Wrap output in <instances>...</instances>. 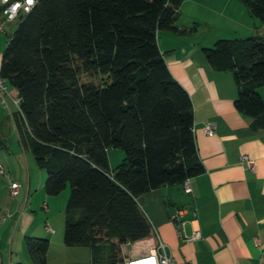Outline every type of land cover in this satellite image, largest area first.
<instances>
[{
  "label": "trees",
  "instance_id": "trees-1",
  "mask_svg": "<svg viewBox=\"0 0 264 264\" xmlns=\"http://www.w3.org/2000/svg\"><path fill=\"white\" fill-rule=\"evenodd\" d=\"M239 1L264 26V0ZM182 3L37 0L2 54L1 75L20 97L15 124L48 171L46 192L71 187L64 242L89 246L93 264L106 246L108 264H125L123 246L151 235L141 194L205 171L192 97L158 40L161 29H197L177 25ZM203 51L215 69L233 72L237 109L264 127V33L219 37ZM112 147L125 150L113 168ZM50 244L27 236L34 264H48Z\"/></svg>",
  "mask_w": 264,
  "mask_h": 264
},
{
  "label": "crops",
  "instance_id": "crops-1",
  "mask_svg": "<svg viewBox=\"0 0 264 264\" xmlns=\"http://www.w3.org/2000/svg\"><path fill=\"white\" fill-rule=\"evenodd\" d=\"M18 19L11 22L10 30ZM176 23L180 27L196 25L197 29L188 35L161 29L158 40L172 74L192 97L195 139L205 171L138 197L153 230L149 237L123 246L125 260L163 243L178 261L264 264V127H255L253 118L237 109L238 87L233 72L215 69L203 51L219 37L264 33L263 23L239 0H183ZM261 88L263 91L264 86ZM12 93H18L17 89ZM209 122L215 124L213 135L205 130ZM243 154L256 161V170L247 166ZM22 196L21 190L12 198V209L8 195L0 194L4 199H0V224L11 218L2 220L10 207L14 231L19 226L20 235L26 239L28 233L52 231L47 228L49 224L46 230L38 224L37 209L26 206L17 214L23 208L19 203ZM197 231L201 236L192 238ZM48 236V264H93L89 246H70L62 237ZM2 245L0 241V259L15 264L12 244L8 255Z\"/></svg>",
  "mask_w": 264,
  "mask_h": 264
},
{
  "label": "rangeland",
  "instance_id": "rangeland-1",
  "mask_svg": "<svg viewBox=\"0 0 264 264\" xmlns=\"http://www.w3.org/2000/svg\"><path fill=\"white\" fill-rule=\"evenodd\" d=\"M19 23L20 19H18V21L15 23V28L10 30L11 24L13 23L8 22L6 24L5 31L0 35V59L7 42L10 40V37L13 35ZM7 30L8 33H6ZM82 76L86 80L98 79V76L89 75L87 73H84ZM7 85L10 93L12 94V91L15 88L14 85L9 81L7 82ZM259 90L264 96V89L263 91L262 88ZM11 94L7 95L8 105L0 98V163L3 164L7 168L8 172L12 174L21 184L20 192L22 190L23 196L20 197L19 200L21 205L20 208H22L24 203V207L27 206V208L32 207V209H37V214L39 217L38 224H41L40 226L43 227L42 229H45L46 225L49 224L53 230L49 232L47 231L48 234H51L55 237L58 236L59 238L62 237L64 240L66 223L65 211L71 194V187L68 185L66 189L57 195H50L46 192L45 184L48 177V171L46 167H43L41 164H39L33 150L29 146H24L21 141L20 134L16 127L12 113L15 112L17 114L20 106L15 102L14 97ZM124 155L125 150L117 147L110 148L109 157L110 162L112 163L111 167L113 168L118 163H120ZM27 189L30 190L28 195L26 194V191L28 192ZM0 194L2 197L5 194L8 195L7 202H11L10 206L13 209L10 183L7 177L1 173ZM2 197H0V199ZM2 200L4 199L2 198ZM44 203H47V208H44ZM11 208L10 211H13ZM13 222L11 217L6 223L0 224V241L3 243V251L5 252V255H8L10 244H12L11 250L13 251L15 264L20 261L24 262L25 264H34L28 253L27 239L22 236V234L20 235L18 230L19 226L14 231ZM40 231L37 234L28 233L27 235L48 238L51 241V238L48 236V234H43L44 232ZM13 238L14 241L12 240ZM108 261L109 248L106 246L103 247L99 253V264H108Z\"/></svg>",
  "mask_w": 264,
  "mask_h": 264
},
{
  "label": "built area",
  "instance_id": "built-area-1",
  "mask_svg": "<svg viewBox=\"0 0 264 264\" xmlns=\"http://www.w3.org/2000/svg\"><path fill=\"white\" fill-rule=\"evenodd\" d=\"M1 1V11H0V35L5 31L6 24L8 22H12L21 18L26 13H28L36 4L37 0H0ZM1 67V63H0ZM11 94L7 85V81L2 77L0 72V98L8 105L7 95ZM14 100L20 106V97L18 93H12ZM13 113V112H12ZM205 130L208 134L213 135L215 133V124L209 122L205 126ZM243 161L247 164V166L256 170V161L251 158L248 154L242 155ZM0 173L7 177L10 183V192L11 197L14 198L18 196L21 188L20 182L8 172L7 168L0 163ZM187 190H191L190 186H186ZM24 205L22 210L17 212V214L21 213L24 209ZM44 208H47V203H44ZM14 216L13 212L10 211L9 208L4 212L2 219L6 220L8 217ZM17 219V218H16ZM18 222V220H17ZM16 222V223H17ZM17 225V224H16ZM49 230H52V227L47 226ZM201 236V232L197 231L193 234L192 238H196ZM0 264H11L9 262H5L0 259ZM125 264H195L192 260H184L178 261L172 255L168 254L165 248V244L160 243L157 249L137 254L134 256H130L125 260Z\"/></svg>",
  "mask_w": 264,
  "mask_h": 264
}]
</instances>
